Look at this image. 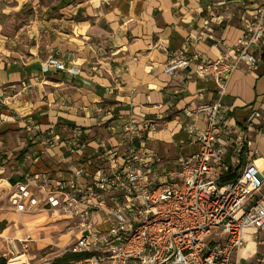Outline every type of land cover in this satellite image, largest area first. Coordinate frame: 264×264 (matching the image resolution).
Wrapping results in <instances>:
<instances>
[{
    "label": "crops",
    "instance_id": "0c3cea01",
    "mask_svg": "<svg viewBox=\"0 0 264 264\" xmlns=\"http://www.w3.org/2000/svg\"><path fill=\"white\" fill-rule=\"evenodd\" d=\"M263 1L0 0V134L9 149L3 154L12 158L15 143L20 149L18 158L9 162L14 160L17 170L15 165H0V245L4 240L33 241L45 228L36 227L33 217L41 221L44 216L45 223L59 221L48 211H13L1 191V185L23 177L31 163L32 169L55 178L63 173L60 151L44 150L34 142L25 128L26 118H34L41 129L81 126L89 140L84 149L88 154L96 135L116 145L119 125L129 114L163 113L166 117L148 135V143L163 156L190 154L198 145L189 141L188 117L181 109L192 108L200 98H216L212 80L188 78L193 63L230 48L243 30L241 15ZM262 39L255 66L241 63L226 85L224 113L232 135L241 132L254 105L262 115L254 123L261 125L264 119ZM179 50H185L190 65L169 75L164 64ZM49 58L61 61L63 68L48 64ZM103 115L109 119L101 123ZM108 124H113V131ZM195 125L203 127L202 116ZM231 148L227 144L228 162ZM250 149L251 158L264 169V134ZM26 152L31 158L24 163ZM245 159L242 155L236 165ZM14 222L22 226L15 229ZM59 225L62 231L61 221ZM238 253L242 255V249ZM242 261L251 264V258Z\"/></svg>",
    "mask_w": 264,
    "mask_h": 264
},
{
    "label": "built area",
    "instance_id": "2783aa9c",
    "mask_svg": "<svg viewBox=\"0 0 264 264\" xmlns=\"http://www.w3.org/2000/svg\"><path fill=\"white\" fill-rule=\"evenodd\" d=\"M241 19L243 30L232 46L214 58H199L188 74L189 79L212 80L216 94L214 100L200 98L192 108L181 109L188 117L189 141L198 145L194 152L163 156L148 143V135L165 119L163 113L129 114L119 125L116 145L96 135L88 154L84 149L89 140L81 126L41 129L28 117L30 138L44 150L58 149V160L65 166L55 178L32 169L31 163L23 177L1 185L10 208L48 211L61 221L62 233L71 237L69 251L87 254L73 264H241L247 258L264 264V169L251 158L250 149L264 134V119L261 125L254 123L262 117L254 105L241 132L232 135L223 102L232 72L241 63L252 68L257 62L264 1ZM184 51L170 56L165 73L190 65ZM47 63L63 68L55 58ZM198 116L203 117V127L195 125ZM108 119L99 118L101 123ZM106 128L114 130L113 124ZM227 144H232L229 162ZM242 155L246 159L236 165ZM30 158L26 152L22 161ZM27 244L15 242L12 250H27Z\"/></svg>",
    "mask_w": 264,
    "mask_h": 264
},
{
    "label": "rangeland",
    "instance_id": "374dc122",
    "mask_svg": "<svg viewBox=\"0 0 264 264\" xmlns=\"http://www.w3.org/2000/svg\"><path fill=\"white\" fill-rule=\"evenodd\" d=\"M6 141V140H5ZM16 147H13L14 150L11 149L12 158H18L20 153V149L18 147V143H15ZM4 145V137L0 134V165L1 166H8V165H15V169L17 170V163L14 160H10L7 154H3V152L8 151ZM16 163V164H15ZM32 218V217H31ZM41 218V217H37ZM33 222L35 223L36 227L44 226L43 231H39V235H35L33 237V241L27 242L28 249L22 250L21 246H19V251L16 253L12 250V244L9 243L7 240H4V244L0 245V257L6 259V264L17 263V264H73L74 260L66 259L62 262H57L56 259L60 258L65 253L70 252L69 248L72 246L71 237L67 235H63L61 229H59V221L57 222H47V219L42 217L41 221H36L35 218H32ZM21 223V222H20ZM20 223H15V229L19 226H22ZM55 225V226H53ZM9 236H12L9 234ZM13 261H9L10 258H15ZM23 260L22 262H20ZM252 264V262H250ZM242 264H248V262L242 261Z\"/></svg>",
    "mask_w": 264,
    "mask_h": 264
},
{
    "label": "trees",
    "instance_id": "16d2710c",
    "mask_svg": "<svg viewBox=\"0 0 264 264\" xmlns=\"http://www.w3.org/2000/svg\"><path fill=\"white\" fill-rule=\"evenodd\" d=\"M261 58L264 60V47L262 48L261 51ZM87 254H77V253H73V252H68L65 253L64 255H62L60 258L56 259L57 262H62L66 259H72V260H77L80 259L82 257H85ZM0 264H6V259L3 257H0Z\"/></svg>",
    "mask_w": 264,
    "mask_h": 264
},
{
    "label": "bare ground",
    "instance_id": "6f19581e",
    "mask_svg": "<svg viewBox=\"0 0 264 264\" xmlns=\"http://www.w3.org/2000/svg\"><path fill=\"white\" fill-rule=\"evenodd\" d=\"M249 244H252V242H249ZM17 257L15 258H11V260H15ZM23 260H21L20 262H22Z\"/></svg>",
    "mask_w": 264,
    "mask_h": 264
}]
</instances>
